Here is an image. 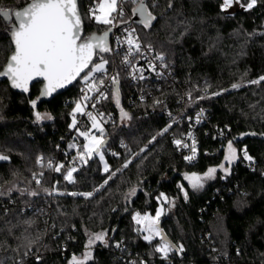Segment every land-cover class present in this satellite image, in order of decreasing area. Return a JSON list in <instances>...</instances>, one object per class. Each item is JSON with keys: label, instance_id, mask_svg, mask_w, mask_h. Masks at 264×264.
Wrapping results in <instances>:
<instances>
[{"label": "trees", "instance_id": "1", "mask_svg": "<svg viewBox=\"0 0 264 264\" xmlns=\"http://www.w3.org/2000/svg\"><path fill=\"white\" fill-rule=\"evenodd\" d=\"M89 1L98 0H79L85 36L103 35L107 27L87 18ZM205 2L144 0L155 17L148 28L132 11L140 34L166 55L174 71L177 84L157 94L179 119L171 122L148 103L131 102L123 83L121 101L130 119H120L110 94L114 121L103 131L110 138L101 148L105 161L98 154L86 157L73 182L64 177L75 152L69 145L76 140L72 115L80 82L42 100L41 82L23 94L0 80V154L7 157L0 160V198L11 201L9 212L0 214V264H69L82 254L88 233L97 231H107L109 238L94 244L86 264H264V0L233 16ZM23 6L22 0H0V8ZM12 50L10 31L0 19V72ZM32 100H37L35 108ZM183 106L206 110L205 121L196 127L193 162L173 143L188 127L187 115L180 114ZM44 111L51 119L37 121L35 113ZM229 141L239 159L227 174L218 170L202 190L193 189L185 174L219 168ZM40 155L44 164L38 163ZM89 192L88 198L69 195ZM161 194L176 199L172 211L165 210ZM162 204L166 213L159 229L177 246L169 243L167 258L155 251L161 237L146 241L133 219L134 213L155 214Z\"/></svg>", "mask_w": 264, "mask_h": 264}, {"label": "snow or ice", "instance_id": "2", "mask_svg": "<svg viewBox=\"0 0 264 264\" xmlns=\"http://www.w3.org/2000/svg\"><path fill=\"white\" fill-rule=\"evenodd\" d=\"M22 2L24 6L15 11L0 8V19L8 26L13 48L4 70L0 72V77H6L10 81L11 87L20 89L25 93L29 91V85L33 81H40L43 84L40 92V96L42 97L51 96L57 89L64 88L76 81L77 78H80L84 82L87 92H99L101 98H106L100 90V86L104 84V80H98L95 74L104 72L108 61L100 56V62L94 63V57L111 51L108 46V34L111 31V27L116 26V19L124 15L123 8L120 6L122 0H98L94 7L89 9L88 19L94 20L97 24L110 26L108 31L104 32L103 35L92 34L90 36L83 35L85 18L79 12L78 0H22ZM234 2L239 3V0H223L221 5L222 10L231 8ZM255 4L256 0H249L246 7L251 9ZM137 13L141 17L140 22L143 26L145 28L150 27L155 17L148 10L144 0H140L138 7L133 9V15L135 16ZM127 44L130 46L129 51H131L132 46H135L136 50L139 51L140 45L131 38V33H129ZM160 59H163V57H160ZM125 60L127 61V57ZM82 73L83 75H81ZM111 80L114 88L113 95L117 105H119L118 78L114 76ZM260 80H264V77H260ZM260 80H254L251 83L257 84ZM232 87L238 88L239 85L234 84ZM87 92L82 97L84 101L92 99V97L87 95ZM216 95H219V93H216ZM30 103L35 108L37 100H32ZM77 112L88 115L92 120V127L97 129L101 134L103 133V128L97 118L90 112L84 113V108L80 102L76 103L73 111L72 127L76 125L75 113ZM35 116L37 121L51 118L44 117L39 112H36ZM121 116L122 118H126L128 117V113L121 109ZM167 130L165 128L163 131L166 132ZM160 134L162 135L163 133ZM79 135L83 136L86 141L83 145V151L78 152L79 158L86 162L85 157L90 158L93 154H98L100 160L103 161L104 156L101 153V147L104 141L95 135H90L87 131L80 132ZM174 143L178 147L182 144L180 140H175ZM183 146L188 147L187 144ZM69 147H75V145H69ZM191 151L193 155L186 156V160L191 161L195 156V140H193ZM236 152L237 150L233 148V142L229 141L227 144V154L224 157L225 161L231 164L236 159ZM244 158L249 161L252 160L246 149L244 150ZM0 159H7V157L0 156ZM130 162H126L124 167L126 168ZM49 167H52L51 163H49ZM62 167L63 165H59L54 170L59 172ZM220 168L226 173L228 172L224 164H221ZM75 171V168L68 169L64 179L73 182V173ZM104 171L109 172L107 163L104 165ZM216 171L217 169L215 168H209L203 176L195 173L190 175L185 174V179L193 189H200L203 188L202 181L207 178H213ZM112 175H115V173H112ZM111 178L112 176L110 175L108 179ZM107 182L105 180L104 183L107 184ZM35 194L32 193V195ZM130 194L134 195L135 190ZM69 195H82L88 198L93 193H69ZM161 197L165 201L167 200V197L163 196V194H161ZM185 198H187L186 192ZM162 213L163 209L161 208L157 210L155 217L147 214L141 216L140 213H137L133 219L138 225L143 226L138 230L148 233L144 236L146 241L151 242L155 236L161 237L163 243L155 251L162 253L167 258L171 245L163 237L158 227ZM103 240V233L96 234L89 239L88 247L90 248L96 241ZM179 251H183L182 247ZM90 258L91 252H85L83 259H78L74 256L70 264H86Z\"/></svg>", "mask_w": 264, "mask_h": 264}, {"label": "built area", "instance_id": "3", "mask_svg": "<svg viewBox=\"0 0 264 264\" xmlns=\"http://www.w3.org/2000/svg\"><path fill=\"white\" fill-rule=\"evenodd\" d=\"M98 1H89L85 4V10L89 15V9L94 7V5ZM140 0H122L120 6L123 8L124 15L122 17H118L115 21L116 26L111 27V35H110V52L100 54L96 56L94 63L100 60V56L108 61L105 65V70L102 73H96L95 76L99 79L104 80V84L100 86V90L104 93V97L101 98L99 92H87V89L84 85V82L79 78V99L78 102H81L82 107L84 108V113H91L93 116L97 118L103 131L106 127L113 122L112 113L110 110V106H108V98L110 94L113 95L114 88L112 85V77L118 78V89H119V105H117L114 98V106L118 108L120 119H121V109L125 112L129 113L127 109H125L122 105L121 101V87L124 84L128 86L129 94L131 102L140 101L142 103H148L150 110L152 112H157L161 115L166 116L171 122H175L179 119V115L174 112L167 102V100L162 96H158L157 93L161 91H165L167 87L171 85H176V77L174 75V71L172 67L169 65L166 55L158 51L151 43L147 42L143 36L140 34L137 24L134 22L132 18V11L134 8H137ZM210 4L217 8L221 13L227 16L236 15L239 12L249 10L243 0H239V3H233L232 7L227 10H222L221 5L223 0H207ZM115 15V14H113ZM95 22L94 20L90 19ZM107 30L110 26H106ZM134 30V31H133ZM129 33H131V38L134 39L137 43H139L140 48L139 51L136 50L135 46L131 47V51H129V45L127 44V39L129 38ZM127 57V61L125 58ZM163 57V59H160ZM98 83V81H97ZM99 86V85H98ZM84 89V91H82ZM87 92V95L92 97L87 101H84L82 97ZM114 97V95H113ZM94 105V106H93ZM76 106V105H75ZM190 110V111H189ZM188 110L187 106H183L181 108V113L183 115H187L188 127L185 131L182 132L180 136L173 137V143L175 140H180L182 142L181 146H177L174 143V146L179 150L185 153L186 156L193 155L191 148L193 145V140H195L196 153L194 158L190 161L193 162L197 158L198 152V142L196 138V127L205 121V113L206 110L204 108L196 109V106H191ZM73 119V115H72ZM76 125L74 128V134L76 140H74V154L72 155L70 161L72 168H75L78 171L83 165L84 161H82L78 152L83 151V145L86 143L83 136L79 135V131H87L92 134H98L100 138L105 139L103 133L101 134L97 129L92 127V120L88 115L82 114L80 112L75 113ZM199 120V122H197ZM191 134V136H189ZM220 138L222 137L220 134H217ZM187 144L188 147H184L183 145ZM121 146H126L125 142H121ZM108 153L114 155L116 153L114 148H108ZM86 158V157H85ZM247 160V159H246ZM189 161V160H188ZM250 162L249 160H247ZM45 158L40 155L38 158L39 164H44ZM53 164L52 159L48 161V164ZM34 181L39 180L38 175H34ZM11 206V201L9 203L5 202L0 198V214H6L9 212ZM121 242H117L116 245H121ZM162 258H165L162 255ZM143 264H146L142 260ZM219 262L218 260L215 261Z\"/></svg>", "mask_w": 264, "mask_h": 264}, {"label": "rangeland", "instance_id": "4", "mask_svg": "<svg viewBox=\"0 0 264 264\" xmlns=\"http://www.w3.org/2000/svg\"><path fill=\"white\" fill-rule=\"evenodd\" d=\"M206 3L207 2H205L204 4L206 5ZM103 25V24H102ZM104 27H106L107 25H103ZM100 62V60H98L96 63H99ZM81 103V102H80ZM81 106H82V104H81ZM75 109V108H74ZM124 111V110H123ZM125 112V111H124ZM127 113V112H126ZM42 116H44V117H51L50 116V114L48 113V112H43L42 114H41ZM130 113H128V117H126V118H122V116H121V120L123 121V122H125V121H127V120H129L130 119ZM51 119V118H50ZM44 120H49L48 118H44V119H41L40 121H44ZM80 132H83V131H79V133ZM92 135H95V136H97L98 138H100V136L98 135V134H92ZM233 148H235L236 150H237V148L233 145ZM101 153L103 154V156L105 155L104 154V151L101 149ZM138 154V153H137ZM137 154H133L132 155V157L130 158V160H132V158L134 157V156H137ZM226 154H227V146H226ZM0 156H4V157H6L5 155H1L0 154ZM237 159H239V153H238V150H237V152H236V159H234L233 161H232V163L231 164H229L228 162H226L225 160H224V162L222 163V164H224V167L226 168V169H228V172L230 171V169H231V166L233 165V163L237 160ZM0 160H2V159H0ZM103 161H105V159L103 160ZM215 169H217V171L214 173V176H213V178L214 177H216V174H217V172H219V171H221L223 174H227L223 169H221L220 168V166H219V168H215ZM219 170V171H218ZM113 173V172H112ZM112 173H110V175L112 174ZM109 175V176H110ZM204 175V174H203ZM203 175H200V176H203ZM213 178H207V179H204L202 182H203V187H204V185L206 184V182L209 180V179H213ZM133 190H135V192L138 190L137 189V187L135 186L133 189H132V191ZM197 191H200V190H202V188H200V189H196ZM131 191V192H132ZM130 192V193H131ZM166 202H167V209H165V210H167V211H169V210H173L174 208H175V206H176V203H177V201H176V199H169V198H167V200H166ZM163 209V213L165 212V210H164V205L162 204L161 206H159V208L158 209ZM162 213V214H163ZM166 213V212H165ZM168 213V212H167ZM137 213H134V216L136 215ZM150 215V216H152V217H155V215H156V213L154 214V213H151V212H145V213H140V215L141 216H144V215ZM162 216V215H161ZM160 220H161V217H160ZM160 220H159V222H160ZM135 223H136V221H135ZM137 224V223H136ZM138 225V224H137ZM138 227H139V229H141L143 226L142 225H138ZM101 233H103L104 234V240L102 241V242H106L107 240H108V233H107V231H97V232H89L88 233V238L90 239V238H92V237H94L96 234H101ZM142 233H143V235L145 236V235H147L148 233L147 232H144V231H142ZM155 238H160V236H155L153 239H155ZM89 239H88V241H89ZM152 239V240H153ZM97 242V241H96ZM95 242V243H96ZM95 243H93L92 245H91V247L89 248L88 247V242H87V244H86V247L84 248V250H83V252H82V254L81 253H79V255H77L76 256V258H78V259H83V256H84V253L85 252H92L93 250H94V248H95V246H94V244ZM161 243H163V241L161 240L160 242H159V244H158V247L160 246V244ZM163 255V254H162ZM72 261V260H71ZM70 261V262H71ZM70 262H69V264H70Z\"/></svg>", "mask_w": 264, "mask_h": 264}, {"label": "water", "instance_id": "5", "mask_svg": "<svg viewBox=\"0 0 264 264\" xmlns=\"http://www.w3.org/2000/svg\"><path fill=\"white\" fill-rule=\"evenodd\" d=\"M78 9H79L80 14L82 15L81 10H80V6H79V0H78ZM17 10H18V9H17ZM137 14H138V13H137ZM138 15H139V14H138ZM82 17H83V16H82ZM107 31H108V30H107ZM111 32H112V30H111V31L109 32V34H108V43L110 42V35H111ZM83 35L85 36V22H84V25H83ZM96 35H97V34H96ZM87 36H90V35H87ZM108 46H109V44H108ZM11 54H12V52L9 54L8 58L10 57ZM95 59H96V57H94V61H95ZM7 62H8V59H7ZM7 62L5 63V65L7 64ZM5 65H4V67H5ZM4 67H3V69L1 70V72L4 70ZM90 67H91V65H90ZM86 71H87V70H86ZM81 75H83V73H82ZM0 80H7V81L9 82L10 86H11L10 81H9L6 77H0ZM78 80H79V78H77V80L74 81L72 84H69V85H67V86L64 87V88L57 89V91L54 92L51 96H43V97L41 96V97H42L41 99L43 100V99H45V98H50V97H52L54 94H58V93H62V92L67 91V90L70 89L74 84H76V83L78 82ZM37 82H40V81H33L32 84L29 85V91H28L27 93L23 92V91L20 90V89H15V88H13V87H11V88H12L13 90H15L16 92L23 93V94H29L30 91H31V88H32L33 85H34L35 83H37ZM109 140H110V138H105V139H103L104 143H103L102 147H104V146L109 142ZM102 147H101V148H102ZM158 227H159V228L161 227V221L159 222ZM160 230H161V232H162V234H163V237L167 240V242L170 243L172 246L177 247V246L172 242V240L167 236V234L165 233L164 229H160Z\"/></svg>", "mask_w": 264, "mask_h": 264}]
</instances>
